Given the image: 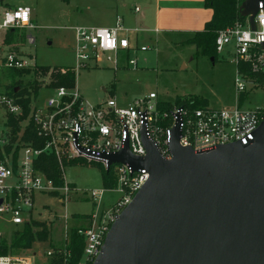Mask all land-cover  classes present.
<instances>
[{"label":"built area","instance_id":"built-area-1","mask_svg":"<svg viewBox=\"0 0 264 264\" xmlns=\"http://www.w3.org/2000/svg\"><path fill=\"white\" fill-rule=\"evenodd\" d=\"M259 5V12L254 18L256 30H252L249 17H244L242 21L219 31L216 38L218 55L225 51L233 52L232 60L237 65L235 86L240 98L255 86L251 75L264 74V2ZM135 12H140V8L136 7ZM33 27L31 8L18 6L0 10V109L6 113V121L0 132V217H8L14 226L32 221L38 193L56 195L61 204L71 201V194L77 188L65 177L66 165L77 161L102 163L106 172L109 168L107 173L113 177L115 186L88 190L85 192L86 198L97 203L105 191L119 192L120 197L107 208L86 215V226L76 227L84 241L83 254L77 264L96 263L113 223L150 177L146 169L134 170L127 163H113L109 167L108 157L122 151L126 144L133 155H147L142 136L144 128L147 137L169 160L172 158L169 150L171 129L178 120L180 145L191 147L196 152L210 151L220 145L236 142L247 145L254 140L258 127L264 121V105L243 107L241 99L235 106L224 108L196 106L193 102L175 103L163 108L166 102L152 92L124 106L112 96L98 104H89L75 85H56L58 80L54 74L57 71L61 74L72 71L76 76L81 68L103 61H108L117 70L121 64V52L127 55L129 66L138 68L137 53L147 52L151 47L132 45L128 36H121L124 29L121 17L117 18L113 28L77 26L74 28L73 44L76 66L48 67V71L43 73L33 57L18 53L6 42L10 32ZM33 42L34 39L30 37V43ZM10 70L29 71L28 74L39 78L38 93L24 97L12 93L8 76ZM43 92L49 94L45 105L39 102ZM28 98L29 113L25 116L23 100ZM10 116L20 121L14 142L8 125ZM30 130L34 137L25 140ZM10 145L12 149L7 152L6 148ZM43 155L55 159L62 185L56 184L38 167V159ZM2 233L0 229V241ZM47 254L51 259L58 254L69 257L66 246L63 250H49ZM0 264L31 263L26 256L0 255Z\"/></svg>","mask_w":264,"mask_h":264},{"label":"water","instance_id":"water-1","mask_svg":"<svg viewBox=\"0 0 264 264\" xmlns=\"http://www.w3.org/2000/svg\"><path fill=\"white\" fill-rule=\"evenodd\" d=\"M260 2L240 6L252 30ZM142 136L146 156L126 144L108 157L109 167L127 163L150 177L113 223L95 264H264V121L247 145L196 152L180 145L178 120L169 160L145 128Z\"/></svg>","mask_w":264,"mask_h":264},{"label":"rangeland","instance_id":"rangeland-1","mask_svg":"<svg viewBox=\"0 0 264 264\" xmlns=\"http://www.w3.org/2000/svg\"><path fill=\"white\" fill-rule=\"evenodd\" d=\"M98 1L0 0V10L7 3L11 6L28 3L33 8L34 27L15 30L14 42L9 44L18 53L33 57L40 66L75 67L74 28L85 25L86 19L93 16V8L90 10L87 6L93 7ZM123 35L125 34H121ZM131 35L133 33L129 37ZM30 37L34 39L33 43H30ZM190 37H175L174 43L162 42L147 52L137 53L138 68L128 65L127 55L123 52L119 53L121 64L118 70L113 69L108 61L81 68L76 73L74 85L88 103L94 105L112 96L124 106L133 99L146 97L152 92L169 104L193 102L196 106L224 108L235 106L238 99H241L243 107L264 105V75L252 76L255 86L240 98L235 86L237 65L232 60V50L225 51L218 55L216 61H212L208 56L197 54L196 47L188 42ZM22 79L24 84L35 82L32 74ZM48 97V93H41L39 102L45 105ZM5 114L0 109V132L6 121ZM115 167L116 165L113 168ZM105 172V166L99 162L70 163L66 165L65 177L77 188L71 194V201L61 204L56 195L36 194L33 220L49 225L51 234L48 241H36L31 249L10 247L15 233L22 231L24 226H14L10 224L8 217H0V229L3 231L1 243L9 246L7 255L26 256L31 264H51V258L47 254L49 250H63L67 235H70L72 229L88 224L86 215L107 208L120 197L119 192L105 191L97 203L86 198L85 192L88 190H103Z\"/></svg>","mask_w":264,"mask_h":264},{"label":"trees","instance_id":"trees-1","mask_svg":"<svg viewBox=\"0 0 264 264\" xmlns=\"http://www.w3.org/2000/svg\"><path fill=\"white\" fill-rule=\"evenodd\" d=\"M244 0H205L204 5L207 8H211L214 11L213 18L206 24L203 31L195 32L187 40L191 45H194L197 49V54H202L205 56L213 58L216 61L218 54L216 50V38L219 31L233 26L237 21H242L244 17L241 15L240 6ZM9 38V39H8ZM8 42L13 43V32H10L7 36ZM43 73L48 71V66L39 67ZM29 71H18L10 70L8 76L11 79L10 90L15 93V89L19 87V91L15 94L24 97L25 95L31 96L33 93H38L39 90V78L35 76V82H27L24 84V76H27ZM264 75V74H260ZM254 76L253 74L251 77ZM54 77L58 80L56 85L73 86L75 80V74L72 71H68L66 74H61L56 72ZM256 77V76H255ZM260 78L262 76H259ZM19 78V79H17ZM244 96V95H243ZM29 98L23 100V105L25 107V116L29 113ZM171 104L163 103V108L170 107ZM20 121L14 116L9 117L8 125L11 127L14 142L16 139V134L19 130ZM34 137L32 130L25 136V140ZM12 146H7L6 151L10 152ZM2 155L0 153V159ZM38 167L43 170L50 178H53L58 185H62L63 181L61 179V174L57 168L56 161L53 157L43 155L38 159ZM104 187L109 189L115 186V182L110 173L105 172L103 175ZM87 218V217H86ZM88 219V218H87ZM24 228L22 231H17L15 233L14 239L11 243V248L28 250L31 249L36 241L44 242L48 241L51 234L49 225L44 222L37 220H32L23 224ZM84 241L83 237L77 233V229L73 228L70 235L68 236V241L66 242V249L69 253V257L66 255L58 254L56 258L51 259V264H77L83 254ZM9 246L7 244L1 243L0 241V255H7ZM67 259V262H66Z\"/></svg>","mask_w":264,"mask_h":264},{"label":"crops","instance_id":"crops-1","mask_svg":"<svg viewBox=\"0 0 264 264\" xmlns=\"http://www.w3.org/2000/svg\"><path fill=\"white\" fill-rule=\"evenodd\" d=\"M204 3L205 0H99L95 6H87L93 8L94 14L82 26L113 28L121 17L124 24L121 34L129 37L133 33L129 37L132 45L152 48L162 42L174 43L175 37L203 31L214 14ZM18 6L31 8L34 19L28 3ZM18 6L7 3L5 8ZM136 7L140 12H135Z\"/></svg>","mask_w":264,"mask_h":264},{"label":"clouds","instance_id":"clouds-1","mask_svg":"<svg viewBox=\"0 0 264 264\" xmlns=\"http://www.w3.org/2000/svg\"><path fill=\"white\" fill-rule=\"evenodd\" d=\"M19 15V14H18ZM9 20H11V16H9Z\"/></svg>","mask_w":264,"mask_h":264}]
</instances>
